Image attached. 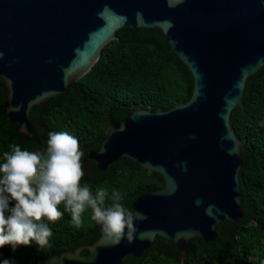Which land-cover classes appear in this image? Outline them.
Masks as SVG:
<instances>
[{
    "label": "water",
    "instance_id": "obj_1",
    "mask_svg": "<svg viewBox=\"0 0 264 264\" xmlns=\"http://www.w3.org/2000/svg\"><path fill=\"white\" fill-rule=\"evenodd\" d=\"M158 29L193 80L190 98L169 109H134L108 122L86 158L99 171L118 160L157 174L162 187L139 195L133 242L101 235L34 264H124L156 237L181 258L193 238L243 217L242 142L230 124L247 79L264 67V0H0V81L9 123L20 140L37 131L31 110L87 74L120 29ZM86 250L87 254H82Z\"/></svg>",
    "mask_w": 264,
    "mask_h": 264
},
{
    "label": "trees",
    "instance_id": "obj_2",
    "mask_svg": "<svg viewBox=\"0 0 264 264\" xmlns=\"http://www.w3.org/2000/svg\"><path fill=\"white\" fill-rule=\"evenodd\" d=\"M116 38L102 48L99 60L82 78L69 84L67 91L39 104L30 112L37 131L30 141L20 140L9 123L3 103L6 88L0 81V161L11 151L46 152L49 133L68 132L77 138L83 152L84 177L93 193L108 192L106 206H111L113 191L120 193V203L132 211V203L141 194L158 190L162 179L127 160H118L105 171L86 158L98 149L108 122H119L134 109L166 110L189 100L193 80L158 29H120ZM243 107L233 110L230 124L242 142V167L239 182L243 217L238 224L224 222L216 227L214 241L193 238L181 258L175 245L156 237L149 252L129 257L124 264H264V67L247 79ZM62 219L49 223L53 235L50 247L40 249L11 246L0 249V260L12 264H34L57 252L87 245L103 235L91 219L89 209L77 228L71 215L60 206ZM86 250L82 254H87Z\"/></svg>",
    "mask_w": 264,
    "mask_h": 264
},
{
    "label": "clouds",
    "instance_id": "obj_3",
    "mask_svg": "<svg viewBox=\"0 0 264 264\" xmlns=\"http://www.w3.org/2000/svg\"><path fill=\"white\" fill-rule=\"evenodd\" d=\"M11 151L0 161V249L11 246L50 247L53 233L49 223L63 217L60 206L71 215L77 227L91 210V219L101 228L106 244L118 246L122 240L133 242L135 217L120 203V193L113 191L111 206H106L108 192L93 193L84 177L79 141L68 132L49 133L46 152ZM0 264H12L8 259Z\"/></svg>",
    "mask_w": 264,
    "mask_h": 264
}]
</instances>
